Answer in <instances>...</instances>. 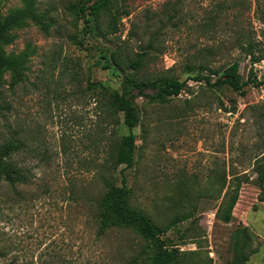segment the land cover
I'll return each instance as SVG.
<instances>
[{"label": "rangeland", "instance_id": "374dc122", "mask_svg": "<svg viewBox=\"0 0 264 264\" xmlns=\"http://www.w3.org/2000/svg\"><path fill=\"white\" fill-rule=\"evenodd\" d=\"M92 3L34 0L37 19L0 43L7 55L28 52L19 81L5 73L0 98V144L19 142L12 160L23 177L0 176V264H135L155 251L132 228L99 234L100 201L124 168L118 143L130 129L111 94L127 75L188 84L166 102L136 100L131 206L161 227L180 220L162 235L174 264H264V84L243 94L195 79L264 74V0H119L113 26L107 15L99 28L85 22ZM24 5L0 0L3 15Z\"/></svg>", "mask_w": 264, "mask_h": 264}, {"label": "trees", "instance_id": "16d2710c", "mask_svg": "<svg viewBox=\"0 0 264 264\" xmlns=\"http://www.w3.org/2000/svg\"><path fill=\"white\" fill-rule=\"evenodd\" d=\"M93 3L89 6L90 19L85 20L86 24L92 21L96 28H99L100 22L104 21L103 16H109L108 24L113 26V10L120 11L119 0H91ZM25 5L22 8L13 10L8 15H3L0 10V43L8 44L14 40L15 35L11 34L12 29L21 27L26 19H37L34 0H24ZM86 6L81 5V11L86 12ZM122 13L128 15L130 10L124 8ZM86 15V13H85ZM104 21V22H106ZM264 23V15L262 17ZM114 31L117 27L114 26ZM254 62L261 61V56H256L250 52ZM144 51L138 54V58L131 62L133 67L137 68L144 61ZM28 52H23L18 56L7 55L3 48L0 47V98L3 85L5 83L4 75L7 71H12L14 74V81L17 82L22 78V71L24 62ZM107 64L104 68H111L114 65V56L112 59L107 56L104 57ZM117 62V60H115ZM217 72L213 71L212 74ZM197 81L205 80L210 87H218L228 85L233 90L245 93V87L248 84L260 86L264 84V76L260 80L257 73L252 75L248 80H245L240 73L231 70L227 73H221L216 81H212L210 76H203L198 74L195 76ZM102 89L108 88L104 84H99ZM123 90L121 92L114 91L111 94V105L116 110L123 114V122L130 129L128 134L121 136L118 143L117 163L123 165L124 168L120 170L121 184H110L105 195L100 201L102 208L99 234L104 235L106 231L113 228H132L136 230L141 236L148 241V248L154 252H145V258L140 261L137 260L135 264H174L177 260L176 249H168L167 240L162 238V235L171 230L179 223V219H174L166 226L161 227L155 224L142 211L131 206L133 190L128 184V179L125 174V168H132L135 164L137 152V137L133 132L140 122V113L137 105V98L140 96L147 97L153 101L166 102L173 96L179 95L186 87L187 81H181L177 78H167L163 84L156 81H139L135 82L127 75L123 80ZM149 89H154L155 92L150 94ZM21 145L14 139L7 140L0 144V176L10 183L22 181V170L12 160L14 154L20 150ZM256 172L261 188L264 190V155L257 159ZM245 259H248L247 257Z\"/></svg>", "mask_w": 264, "mask_h": 264}, {"label": "built area", "instance_id": "2783aa9c", "mask_svg": "<svg viewBox=\"0 0 264 264\" xmlns=\"http://www.w3.org/2000/svg\"><path fill=\"white\" fill-rule=\"evenodd\" d=\"M256 63H258V62H256ZM255 73H257L258 79H260V80L262 79V76H264V74H261V76H260V72H258L257 69H255Z\"/></svg>", "mask_w": 264, "mask_h": 264}]
</instances>
